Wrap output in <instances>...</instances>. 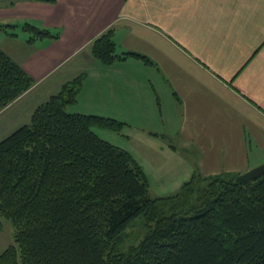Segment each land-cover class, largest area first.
Segmentation results:
<instances>
[{
  "label": "crops",
  "instance_id": "crops-1",
  "mask_svg": "<svg viewBox=\"0 0 264 264\" xmlns=\"http://www.w3.org/2000/svg\"><path fill=\"white\" fill-rule=\"evenodd\" d=\"M0 21L57 35L19 43L12 32L8 49L0 45L34 79L0 109L15 110L8 120L26 123L83 73L70 112L125 122L129 142L141 141L126 150L149 181L145 148L178 163L177 186L193 172L237 176L264 163V0H0ZM107 30L117 54L151 63L94 58L91 44Z\"/></svg>",
  "mask_w": 264,
  "mask_h": 264
},
{
  "label": "trees",
  "instance_id": "trees-1",
  "mask_svg": "<svg viewBox=\"0 0 264 264\" xmlns=\"http://www.w3.org/2000/svg\"><path fill=\"white\" fill-rule=\"evenodd\" d=\"M23 28L28 41L57 37ZM91 54L104 64L127 56L151 63L117 54L111 30L93 40ZM84 76L64 82L0 140V216L13 226L0 264H264V174L239 183L236 174L193 172L176 192L151 196L132 154L93 130L120 133L127 124L67 110ZM33 83L0 48V108ZM137 216L146 232L121 249Z\"/></svg>",
  "mask_w": 264,
  "mask_h": 264
},
{
  "label": "rangeland",
  "instance_id": "rangeland-1",
  "mask_svg": "<svg viewBox=\"0 0 264 264\" xmlns=\"http://www.w3.org/2000/svg\"><path fill=\"white\" fill-rule=\"evenodd\" d=\"M20 23L21 24L19 27L18 26H12L13 27L12 28L11 26H9L6 23L2 24V22L0 21V45L2 48L8 49L9 45H11V43H12L11 39L13 37H11L10 35L12 32L17 34V37H18L17 39L19 40L18 42L20 43L22 40L29 38V36L32 34L28 30L24 31L23 26L26 23L31 24L33 26L37 25L36 23L29 22V21H25V22L22 21ZM36 27H38V26H36ZM7 33H8V35H7ZM22 46H24V45H18L17 47L22 48ZM7 51H8V53H11V55H14V54H12V52L10 50H7ZM44 93H45V91H44ZM13 106H15V105H13ZM71 109H72L71 105L67 106L68 111H72ZM14 112H15V110L13 109L11 111H6V113L0 114V140L3 139L4 137H6L8 134H10L12 131H14L17 127L22 125L21 123L17 124V122L13 119L8 120L9 117H13ZM29 118H30V116H29ZM93 130L103 139L108 140L111 143H113V144H115V145H117L123 149H126V148L131 149V148H133V146H132L133 143L139 144L138 142H141V141L129 142V140L126 137V135H127V128L126 127H124L120 133L112 131V130H108V129L97 128V127H93ZM145 150H146V148L144 149V151L142 149L141 152L143 155V159L145 158L146 161L142 160L141 156H138L139 157L138 159L141 163L144 164L145 169L149 173L148 175L151 179L149 181V183H150V187H149L150 195L151 196H162V195H166V194H169L171 192L177 191V189L179 188L180 185L177 186L176 181L181 180V178L179 177V174L177 173V171H179V169H180L178 167V163H175V164L169 163L168 162L169 160H166L164 158H162L161 160H157L156 154H153V152L150 149H149V152H145ZM143 152H144L145 156H144ZM154 158H155V161L158 163L155 164ZM160 168H162L161 171H158ZM174 183H175V185H174ZM145 232H146V226L144 223V219L142 216H137L124 230L122 240L120 241V244H119L120 248L124 249L128 245L137 243L142 238V236L144 235ZM11 243H13V226H12L10 220L0 216V253Z\"/></svg>",
  "mask_w": 264,
  "mask_h": 264
},
{
  "label": "water",
  "instance_id": "water-1",
  "mask_svg": "<svg viewBox=\"0 0 264 264\" xmlns=\"http://www.w3.org/2000/svg\"><path fill=\"white\" fill-rule=\"evenodd\" d=\"M262 174H264V163L256 165V166L246 170L245 172L238 174L235 177V180L237 182L241 183L243 181H250V180L256 179L257 177H259Z\"/></svg>",
  "mask_w": 264,
  "mask_h": 264
}]
</instances>
